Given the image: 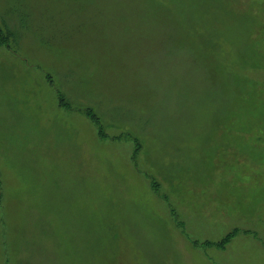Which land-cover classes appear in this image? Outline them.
<instances>
[{
	"label": "rangeland",
	"instance_id": "374dc122",
	"mask_svg": "<svg viewBox=\"0 0 264 264\" xmlns=\"http://www.w3.org/2000/svg\"><path fill=\"white\" fill-rule=\"evenodd\" d=\"M0 179V264H264V0H0Z\"/></svg>",
	"mask_w": 264,
	"mask_h": 264
},
{
	"label": "trees",
	"instance_id": "16d2710c",
	"mask_svg": "<svg viewBox=\"0 0 264 264\" xmlns=\"http://www.w3.org/2000/svg\"><path fill=\"white\" fill-rule=\"evenodd\" d=\"M1 185H2V183H1V179H0V201H1V199H2V193H1ZM229 237H227L226 239H224V243H227L228 241H229V239H228Z\"/></svg>",
	"mask_w": 264,
	"mask_h": 264
}]
</instances>
